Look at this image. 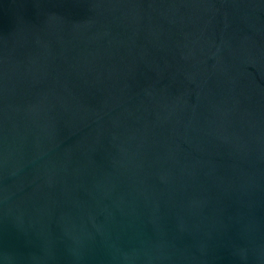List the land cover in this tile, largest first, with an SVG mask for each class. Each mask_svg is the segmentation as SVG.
I'll use <instances>...</instances> for the list:
<instances>
[{
  "label": "water",
  "instance_id": "obj_1",
  "mask_svg": "<svg viewBox=\"0 0 264 264\" xmlns=\"http://www.w3.org/2000/svg\"><path fill=\"white\" fill-rule=\"evenodd\" d=\"M0 264H264V0H0Z\"/></svg>",
  "mask_w": 264,
  "mask_h": 264
}]
</instances>
